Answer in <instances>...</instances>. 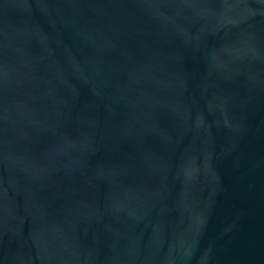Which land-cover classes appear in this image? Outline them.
<instances>
[{"label":"water","instance_id":"water-1","mask_svg":"<svg viewBox=\"0 0 264 264\" xmlns=\"http://www.w3.org/2000/svg\"><path fill=\"white\" fill-rule=\"evenodd\" d=\"M0 264H264V0H0Z\"/></svg>","mask_w":264,"mask_h":264}]
</instances>
